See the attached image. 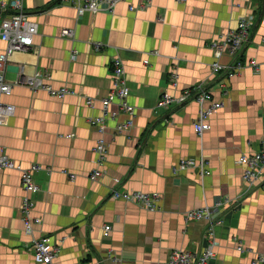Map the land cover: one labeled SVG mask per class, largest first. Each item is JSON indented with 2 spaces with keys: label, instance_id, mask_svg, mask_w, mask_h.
Segmentation results:
<instances>
[{
  "label": "crops",
  "instance_id": "obj_1",
  "mask_svg": "<svg viewBox=\"0 0 264 264\" xmlns=\"http://www.w3.org/2000/svg\"><path fill=\"white\" fill-rule=\"evenodd\" d=\"M22 1L39 32L31 50L12 54L6 64L5 78L14 89L4 102L16 112L0 123V151L24 168L43 167L35 174L34 216L42 220L38 234L61 243L55 264H111L110 250L121 264H167L174 250L200 253L208 225L188 223L185 214L225 199L232 204L214 215L223 224L215 228L218 244L210 264H252L264 253V190L245 195L240 159L261 151L264 142V0H151L146 6L128 0L114 14L83 16L62 0ZM249 16L254 27L241 54L245 67L232 76L213 74L210 45ZM65 30L75 37L63 36ZM6 48L0 40V56ZM116 58L124 63L135 126L119 134L116 122L108 121L104 176L93 182L99 133L89 120L103 116L101 99L113 89ZM36 70L50 72L55 89L77 95L59 99L30 90L23 83ZM173 75L177 86L171 85ZM202 83L223 107L200 138L196 101L170 108L159 101ZM190 160H204L209 175L198 169L174 173ZM114 190L159 194V210L114 199ZM24 195L20 174L0 169V264H37L22 220ZM106 225L113 229L109 238Z\"/></svg>",
  "mask_w": 264,
  "mask_h": 264
},
{
  "label": "built area",
  "instance_id": "obj_2",
  "mask_svg": "<svg viewBox=\"0 0 264 264\" xmlns=\"http://www.w3.org/2000/svg\"><path fill=\"white\" fill-rule=\"evenodd\" d=\"M63 3L70 5L78 15L83 16L86 13L97 14L108 12L114 14L119 4L128 0H62ZM144 6L149 5L151 0H143ZM180 3H186L188 0H176ZM135 10V7H130ZM254 27V17H244L240 20L237 29L229 31L214 41L210 46L214 54L215 61L211 65L212 73L218 74L226 72L232 76L241 71L245 65L241 60V54L245 46L250 42L251 31ZM39 32L38 23L30 19L25 10L22 0H0V40L7 44L5 52L0 56V123L15 115L16 108L12 104L4 102L5 97L13 93L14 84L6 81V64L12 54L17 52H27L32 49L35 35ZM63 36L74 38V31L65 30ZM97 50L101 45H95ZM153 54H158L154 52ZM72 57L77 58V52H72ZM224 57L231 61L229 64H223ZM145 64H149L145 61ZM256 65L255 62H250ZM172 86H177V75H173ZM53 77L48 71L36 70L33 75L26 77L24 85L32 91H45L50 96L59 99H65L69 95H77L76 91L67 87L55 89L52 84ZM112 81L113 89L109 95L101 99L103 116L89 120L99 133V139L96 145V153L99 156V167L90 174V180L98 181L104 176L103 167L108 153V143L106 134L108 130V121H115V131L119 134L132 131L135 126L137 115L136 108L129 102L130 87L125 75L123 60L116 58L112 61ZM87 105L93 106L94 100L91 97H83ZM191 100L196 101L199 106L198 118L194 123L196 134L202 138L209 129V119L218 110L223 107L221 102L214 100L212 94L205 88L204 83L198 84L175 98L165 93L160 101L159 107L170 108L173 105H183ZM116 106L117 111H111V107ZM241 164L245 166L244 182L246 184L245 195L257 189L264 190V142L262 149L252 156H243L240 159ZM42 166L34 164L29 168L13 163L9 157L0 151V169L15 170L21 176L24 197L22 199V220L26 235L32 238L31 251L37 264H55L56 258L61 252V243H55L48 236L39 235L37 226L41 225L40 217L34 216L36 202L33 195L39 191L35 182V174L42 170ZM198 169L201 176L209 175L208 164L204 160L183 161L180 166L174 170L177 174L179 170ZM72 180L75 177H71ZM112 197L117 200H123L139 205L140 207L155 212L159 210V194H148L142 192H129L114 190ZM232 204V200L225 199L217 201L213 206H206L199 210L188 211L185 214L186 222L204 221L208 225L206 237L209 239L206 247L200 253H194L189 250H174L170 253L167 264H210L216 257L217 241L215 237V228L223 224L220 218H214V215H220L226 207ZM112 226L104 227V237L109 238L112 232ZM238 251L244 252L242 244L238 245ZM108 258L111 264H121L119 257L110 250ZM252 264H264V253L258 254L252 261Z\"/></svg>",
  "mask_w": 264,
  "mask_h": 264
}]
</instances>
